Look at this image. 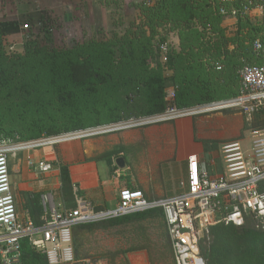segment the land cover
<instances>
[{
	"label": "trees",
	"instance_id": "obj_1",
	"mask_svg": "<svg viewBox=\"0 0 264 264\" xmlns=\"http://www.w3.org/2000/svg\"><path fill=\"white\" fill-rule=\"evenodd\" d=\"M222 5L225 0L131 4L139 15L121 35L113 32L114 39H90L68 49L51 44L50 18L46 11H39L37 22L45 36L42 40L28 37L23 54L14 55L4 51L6 24L0 20V135L33 140L162 113L168 106L184 108L236 96L237 70L242 61H256L252 45L264 42V25L239 18L229 32L221 26ZM167 32H175L179 44L177 49L168 48L162 63L160 47L166 43ZM164 69L171 71L169 77ZM169 88L174 91L173 98L167 97ZM118 153L114 150L104 156ZM60 179L62 193L73 200L66 166L60 167ZM111 230L123 236L126 244L111 253L113 258L144 251L153 264L159 244H154L151 230L163 239L164 254L174 263L163 212L151 209L73 227L77 264H94L95 258L85 250L86 237ZM209 236L210 249L200 243L206 264H228L220 258L225 246L230 251L225 254L229 264L232 260L264 264V248L260 250L264 231L256 228L252 218L247 217L240 227L216 225ZM22 259L23 264H45L26 243Z\"/></svg>",
	"mask_w": 264,
	"mask_h": 264
},
{
	"label": "built area",
	"instance_id": "obj_2",
	"mask_svg": "<svg viewBox=\"0 0 264 264\" xmlns=\"http://www.w3.org/2000/svg\"><path fill=\"white\" fill-rule=\"evenodd\" d=\"M219 14L235 23L244 18L252 24L264 25V0H225ZM160 51L165 63L166 43ZM252 52L256 61H242L237 70L238 94L231 98L184 108L168 106L162 113L132 116L115 123L33 140L0 135V264H22L24 243L43 256L46 264H77L73 227L151 209L163 212L174 264H206L200 243L216 225L240 227L250 217L256 228L264 231V42H254ZM167 97H174L173 89L167 90ZM228 113L245 118L247 139L222 144L218 157L221 173L217 172L216 159H210L208 167L215 174L211 175L207 168L192 169L187 182L182 184L183 191L177 196L149 201L141 192L124 190L112 209L96 212L90 203L80 201L74 210L54 212L52 219L43 226L18 221L10 180V158L16 154L179 119ZM247 142L249 145L244 146ZM28 165L36 167L31 160ZM36 168L46 171L50 166L40 162Z\"/></svg>",
	"mask_w": 264,
	"mask_h": 264
},
{
	"label": "crops",
	"instance_id": "obj_3",
	"mask_svg": "<svg viewBox=\"0 0 264 264\" xmlns=\"http://www.w3.org/2000/svg\"><path fill=\"white\" fill-rule=\"evenodd\" d=\"M104 1L105 4L111 2ZM59 2L63 3V0ZM87 3L96 7L101 1L89 0ZM4 15L2 17H15L10 12H4ZM224 24L234 25L235 21L222 18ZM244 128L242 115L218 114L18 153L10 158V180L18 221L43 226L52 219L54 212L74 210L80 201L90 203L96 212L112 209L124 190L141 192L149 201L177 196L183 191L182 184L187 182L192 169L207 168L211 175L215 174L208 167V161L216 159L219 163L220 146L244 140ZM114 150L119 153L110 158L104 156ZM117 158L124 160L123 169L116 166ZM30 160L36 167L43 162L50 168L41 171L29 166ZM61 166L68 168L73 200L62 193ZM217 172L221 173L219 164ZM120 257L125 264H132L130 253Z\"/></svg>",
	"mask_w": 264,
	"mask_h": 264
},
{
	"label": "rangeland",
	"instance_id": "obj_4",
	"mask_svg": "<svg viewBox=\"0 0 264 264\" xmlns=\"http://www.w3.org/2000/svg\"><path fill=\"white\" fill-rule=\"evenodd\" d=\"M34 1L36 3L30 0H0V20L4 22L3 24H6L3 26V47L7 55L23 54V43L28 37L33 40L43 39L45 32L37 22L39 11H46L50 18L51 27L49 30V38L51 44L57 49H68L90 39L97 41L114 39L113 32H116L119 36L137 20L139 11L132 8L131 4H141L144 1L154 2V0H111L112 3L105 4L104 0H100L101 3L94 7L91 3H87L89 0H63V3L59 2L60 0ZM37 6L39 9H37ZM4 12H10L15 17H2ZM24 25H27L28 28L25 29ZM224 25L221 26L227 28L230 32L233 24ZM166 34L167 37L165 40L168 48L177 49L179 42L176 33L167 32ZM164 74L169 77L171 71L164 69ZM243 135L246 140L247 135ZM77 141L79 140H72L66 143ZM243 145L247 146L249 142ZM218 164L221 170V163L219 162ZM115 232L116 230L97 232L86 237L85 250L95 258V261L112 264L113 260V264H125L120 256L115 258L111 256V253L118 248L126 247L123 236H118ZM150 233L155 236L153 238L154 244H159L161 247L158 246V253L153 256V264H174L164 254L165 251L162 249L163 239H159L157 237L158 233L155 231L150 230ZM209 234L210 231L208 236L205 237L206 239L204 238L205 240H202V244L210 249L211 236ZM252 236L256 238L257 233H254ZM225 248L220 258L229 264L225 254L228 255L230 251L227 250V248L229 249L228 246H225ZM263 248L264 245H262L260 250H263ZM130 259L132 264H149L147 253L144 251L130 254ZM236 263V261L232 260V264Z\"/></svg>",
	"mask_w": 264,
	"mask_h": 264
},
{
	"label": "water",
	"instance_id": "obj_5",
	"mask_svg": "<svg viewBox=\"0 0 264 264\" xmlns=\"http://www.w3.org/2000/svg\"><path fill=\"white\" fill-rule=\"evenodd\" d=\"M115 163H116V166H117L118 168H120V169H123V168H124V160H123L122 158H117V159L115 160ZM94 263H95V264H100V262H98V261H95Z\"/></svg>",
	"mask_w": 264,
	"mask_h": 264
}]
</instances>
